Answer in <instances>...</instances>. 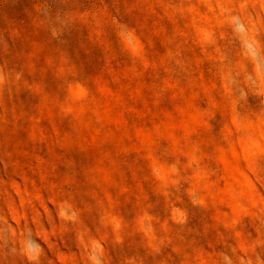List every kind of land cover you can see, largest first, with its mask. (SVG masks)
Wrapping results in <instances>:
<instances>
[{"label":"rangeland","instance_id":"obj_1","mask_svg":"<svg viewBox=\"0 0 264 264\" xmlns=\"http://www.w3.org/2000/svg\"><path fill=\"white\" fill-rule=\"evenodd\" d=\"M0 264H264V0H0Z\"/></svg>","mask_w":264,"mask_h":264}]
</instances>
